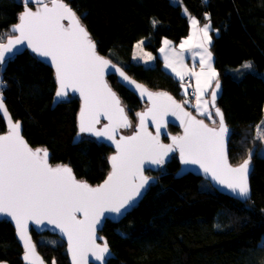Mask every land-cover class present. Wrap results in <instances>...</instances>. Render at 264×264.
I'll return each mask as SVG.
<instances>
[{
    "label": "trees",
    "instance_id": "obj_1",
    "mask_svg": "<svg viewBox=\"0 0 264 264\" xmlns=\"http://www.w3.org/2000/svg\"><path fill=\"white\" fill-rule=\"evenodd\" d=\"M64 1L86 26L100 54L131 77L152 89L168 90L178 100L179 80L165 71L158 56L152 66L133 61L134 44L143 41L144 48L155 54L165 37L178 43L190 26L182 8L209 21L213 63L222 84L216 103L232 130L228 159L236 165L249 159V153L252 164L251 194L240 201L195 174L176 177L180 162L172 155L163 169L148 172L157 178L140 202L119 222L108 219L102 227L114 253L107 264H264V156L253 151L255 127L264 112V77L249 70L237 77L230 71L250 61L252 68L264 72V0ZM22 10L20 0H0V36L11 32ZM108 78L131 111L143 107L114 75ZM0 79L5 81L4 103L14 121L21 122L31 147L46 148L51 164H68L76 177L90 184L106 177L112 148L86 136L74 142L80 101L72 96L52 106L56 81L48 64L25 50L0 66ZM5 130L0 116V132ZM168 130L180 132L176 125ZM30 233L48 264H69L66 245L56 234ZM22 253L12 223L0 220V261L22 264Z\"/></svg>",
    "mask_w": 264,
    "mask_h": 264
},
{
    "label": "snow or ice",
    "instance_id": "obj_2",
    "mask_svg": "<svg viewBox=\"0 0 264 264\" xmlns=\"http://www.w3.org/2000/svg\"><path fill=\"white\" fill-rule=\"evenodd\" d=\"M31 0H22L25 10L18 14V23L12 26L19 36L9 39L6 46L0 50V66L5 63V52H11L13 45L27 46L39 57L48 59L55 67L57 90L55 100L63 102L68 98L66 89L73 93L79 92L83 105L79 113L80 132H94L97 137H106L116 145L118 155L110 157L112 171L103 184L90 187L87 182L75 179L72 169L67 165L51 167L48 164L49 153L46 148H31L20 134L21 122H13L3 98L5 81L0 79V116L7 118L6 124L10 130L6 135H0V214L11 217L16 222L19 236L25 240V259L33 252L25 235L26 221L34 220L37 225L47 219L55 224L69 239L73 261L75 264L77 252L87 250L90 246L98 248L100 253L108 251L107 245L99 248L94 244L95 226L100 223L99 217L104 213L122 215L135 202V196L141 194L140 189L149 182L142 175L141 165H160L164 163L163 156L174 151L172 146L159 144L156 137L150 133H136L121 136L115 140V132L119 127H129L124 109L116 94L102 82V73L107 69L115 70V65L97 54L96 44L76 12L63 0H51V7L43 0H35L42 5L41 10L33 11L28 7ZM207 14L205 19H207ZM68 20L65 27L61 21ZM156 21H153L155 24ZM196 25L197 20L193 19ZM211 24L207 23L201 29L206 39L210 41L208 31ZM167 43V41H165ZM183 46V45H182ZM209 57L211 53L208 54ZM250 68L251 64L244 65ZM121 77L128 83V77L120 72ZM177 75H180L177 73ZM215 71H211L214 77ZM181 79L183 77L181 76ZM198 92L199 76H197ZM136 88L145 91L141 85ZM220 88L219 82L216 89ZM152 97V93H148ZM158 99L168 103L157 105L153 100V108L149 109L157 131L163 127V117L176 115L179 110L187 117L185 134L173 137V143L179 148L181 161L185 165H199L213 180L230 189L241 199L250 197L249 172L250 157L236 167L230 166L224 148L225 134L230 130L225 126L224 115L216 107L217 91L211 92V106L219 117V128L209 127L203 120H197L184 112L167 93L156 94ZM197 108H204L202 114L208 113L207 100L200 104L197 97ZM187 103V101H185ZM103 115L109 123L102 129L96 130L99 117ZM140 116L141 129L148 113ZM215 123V121H214ZM264 124V121H262ZM79 135V133H78ZM139 176L140 183L134 181ZM131 189V192L129 191ZM84 215L83 220L76 218V213ZM219 226V225H217ZM95 255V253H94ZM97 260H104L103 255H96Z\"/></svg>",
    "mask_w": 264,
    "mask_h": 264
},
{
    "label": "water",
    "instance_id": "obj_3",
    "mask_svg": "<svg viewBox=\"0 0 264 264\" xmlns=\"http://www.w3.org/2000/svg\"><path fill=\"white\" fill-rule=\"evenodd\" d=\"M63 2L66 3L64 0H63ZM43 3L47 4L49 7H51V0H49V2H46L45 0H43ZM31 4L33 6H31ZM68 6L71 8L70 5H68ZM28 7L31 8L33 11H37V10H41L42 5L40 3H36L35 0H31V2L29 3ZM24 10H25V7L23 5V10L21 12H23ZM17 23H18V21L16 23H14L13 25H15ZM61 23L65 27L69 26V21L68 20H63V21H61ZM17 36H19V32L13 31V29L11 27V34L8 35L7 37H5L3 39V42H0V50H2V46H6L8 44V40L9 39H14ZM91 39L93 40L92 36H91ZM25 50H28L29 52L34 54V56L37 57L38 60H40L41 62L45 63L46 65L48 64L50 66V68L54 72V81H56L54 65L48 59L41 58L37 54H35L32 51V49L27 46V42H25L23 45H20V44L13 45V48H12L11 52H5L6 60L15 57V55H17V54L23 53ZM96 51H97L98 55H100L103 58H105L106 60H108L110 62V65H115V70L109 71V70L106 69L102 73V77L101 78H102L103 84H106L107 87L109 89H111V91L114 92L116 94L117 98L120 100V107H122L124 109V116L127 117L128 124L131 125V121L129 119V115H128L127 110H125L126 104L123 103V101L119 97L117 91L114 88H112L111 83L109 82L108 76L114 75L115 78H117V81H118V83L121 86L127 88L130 92H132L134 95H136L137 98L140 99L145 104L140 110L137 111V114L138 113L139 114L148 113V115L145 117V120H144L143 129H141L140 116L136 114L137 122H136V125L134 126L132 132L131 133L123 132L124 130L130 128V126L129 127H119V128L116 129V132L114 134L115 135V140L119 141V138L121 136H129V135H134V134H136L138 132H140V133L146 132V133H150L152 137H156L158 142H159V144H162V145H165V146H169V145L172 146L174 151L168 152V154L166 156H163L164 163H162L160 165H155V164L148 165L147 163L141 165L142 175L145 176V177H148L149 178V182L145 185L144 188L140 189L141 194L139 196H136L134 192H131V189L129 190L131 192V194L133 196H135V202L132 204V206L130 208H128L126 211H124L122 215H117L115 213H104L103 215H101L99 217L100 223L95 226V231H94V244L95 245H99V248H103L105 246V244H106L107 248H108V251L106 253L102 254V253L99 252L98 248L90 246L87 250H84V251H81V252H77L75 264H107V260L108 259L114 258L113 251L110 250L108 242L106 241L105 237L101 234L102 227L104 226L105 222L108 219L111 220L114 223L119 222V220H121L128 212H130V210L133 208V206L137 205L140 202V200L144 197L143 196L144 193L146 192V190L150 186V183L155 182L156 178H157L155 175L149 174L148 172H150V171H158L160 169V167H163L165 165V163L171 158L172 155H176L177 159H178V162H180V167L175 172L176 173L175 174L176 177H181L182 175L187 174V173L195 174L196 176L202 178L203 180L205 179L207 182L210 183V185L212 186V188L214 190L216 189L218 192L222 193L223 195H228V196H230V197H232V198H234L236 200L238 199L240 201H245L244 199H241L239 196L233 194V192L230 189H228L225 186L219 184L218 181L213 180L211 175L208 174V173H205L203 171V169L199 165H191V164L185 165V164L182 163L181 157H180L179 148L173 143V137H182L185 134V125H186V122H187L188 118L185 117L182 112H180L179 110H176V115H172L171 111H169V114L163 117V121H162L163 127L160 128L159 133L157 131L156 124L153 122L152 114L149 113V109L153 108V100H156L157 105L162 104V103H168L166 100L158 99L156 94L167 93L169 96H171L173 98V100L177 104L181 105V107L183 108L184 112L189 113L192 117H195V119H197V120H203L204 123L207 124L209 127H214V128L218 129L219 128V117L215 114V108L211 106V92L213 90L217 91V93H218L217 99H216V101H217L219 99V97L221 96L220 94L222 92V84H221L220 80H216L212 84L213 87H212V89H211V91H210V93L208 95L209 96V106H211L213 108L214 114H215V116L217 117V120H218V125L214 126V125H210L205 120V118H203V117L199 118L196 114H194V112H192L191 109L189 110L188 107L183 105L181 100H178L177 97H175L168 90L167 91L163 90V89L155 90V89H152V88L148 87L147 85L143 84L141 81L136 79L135 77H131L127 73V71L124 68L120 67L117 63L111 61L108 57L104 56L103 54H100L98 52V50H97V47H96ZM120 72H123L124 75L128 77L129 81H134L135 83H128V82L124 81L123 78L120 75ZM217 82H219V84H220V88L219 89H216V83ZM137 84L141 85L142 88L145 91H142L140 88H136ZM57 87H58V85H57V81H56V88H55V91H54L55 93H56ZM66 91L68 92V98L67 99H69V96L72 95V96L77 97L78 100L80 101L79 109L77 111L78 112L77 113V118H76L77 132H76V135L74 137V142H77L82 137V135L85 134L86 137H90L93 140L95 139L96 141L101 142V143H106L112 148V151L110 152V155L108 157V165L110 166L109 171L105 175L106 177L103 180H101L100 182L96 183L95 185L90 184L86 179L83 180L81 178L76 177L74 172H73V170H72L73 176L75 177V179L77 181L87 182L90 187H97V186H99V185L104 183V181L106 180V178L108 177V175L112 171L110 157L114 156V155H118V152H117V149H116V145H115V143H113V141L108 140L106 137H97L94 134V132H80V129H79V113H80L81 107L83 105V98L80 96L79 92L73 93L71 89H66ZM55 93H54V96H53V99H52V102H51L52 106H56L57 104L60 103L59 101L54 102ZM148 93H152L153 94L152 97H150L148 95ZM215 104H216V107L219 108V106H217L216 102H215ZM6 108H7V106H6ZM7 110H8V108H7ZM221 112H222V110H221ZM2 119H3L4 125L6 126V130L5 131H1L0 135H6V134H8V131L10 130V125L6 124V119L7 118L2 117ZM11 119H12L13 122H15L14 119L12 118V115H11ZM224 120H225V117H224ZM99 121L100 122L95 125V129L96 130L102 129L104 127V125H107L109 123V121L103 115H101L99 117ZM169 125H176L178 127V129H180V132L174 133L171 130H168ZM225 126L230 130L228 133L225 134V138H224L225 154H226V157H227L228 164L230 166L236 167V166H238L239 164H241L243 162L238 163L236 165H233V164H231L230 159H228V149H227V147H228V142H229V139H230L229 137H230V135L232 133V130H231L230 127H228V125L226 124V121H225ZM78 133H79V135H78ZM20 134L22 135V127H21V130H20ZM22 137L27 142L26 138L23 135H22ZM28 145L30 146V144H28ZM31 148L35 149L34 147H31ZM38 148H42V147H38ZM48 153H49V151H48ZM48 164L51 167H55L57 165H67V166H69L66 163H63V164H51L50 163V157H48ZM251 171H252V164L250 163L249 176H250ZM248 182H249V188H250L249 177H248ZM134 183L135 184H139L140 183L139 176L134 181ZM250 194H251V191H250ZM75 215H76V218L79 219V220H83L84 219V215L81 212H77ZM2 219L7 220L9 223H12V225H13L14 234H15L17 240H18L19 245H21L22 250H23V253H22V256H21L22 264H48L44 260L42 255L39 254V252L37 251L36 244H34L33 239H32V234L30 233L31 230H34L36 233H39V234H42L44 232H48V233H51V234H54V235L56 234L63 241V243H65V245H66L65 251H66L67 256H68L69 264H74L72 253L69 251L70 243H69L68 236H67L66 233L62 232L60 228L56 227V225L54 223L53 224L48 223L47 219H43V222L41 224H39V225H37V223L34 220H31V219L26 221V232H25V235L28 238V241H29L30 245L33 248V252L29 255L28 259L26 260L24 258L25 257V253L27 251V249L25 248V240H22L20 238L19 230L16 227V222L14 220H12L11 217L3 215V214H0V220H2ZM94 253H95V255H94ZM96 255H103L105 257V259L104 260H97L95 258ZM0 264H8V263L6 261L2 260V261H0ZM49 264H56V263L54 261H51Z\"/></svg>",
    "mask_w": 264,
    "mask_h": 264
},
{
    "label": "rangeland",
    "instance_id": "obj_4",
    "mask_svg": "<svg viewBox=\"0 0 264 264\" xmlns=\"http://www.w3.org/2000/svg\"><path fill=\"white\" fill-rule=\"evenodd\" d=\"M22 2V0H20ZM46 2H49V0H45ZM173 1H176L178 3H180V0H173ZM183 10V13L185 15H187L188 17V21H189V24H190V18L191 19H196L194 16H192L188 10L182 8ZM197 20V23L200 27V31H202L201 29L203 28V26L207 23H210L209 21H200L198 19ZM212 28L209 29L208 31V36L212 39ZM203 33V31H202ZM11 32L10 31H5L3 32V34L0 36V40L3 41V39L7 36V35H10ZM189 34V33H188ZM187 34V35H188ZM203 36H204V33H203ZM188 37V36H186ZM186 37H184L186 39ZM205 37V36H204ZM211 39L210 41L208 39H204V48L202 46V43L199 45L198 47V53H204L205 55V58L203 59V63L206 64V65H211L213 64L212 68H215L214 67V63H213V52H211ZM165 41H167V43H173L170 39L168 38H163L161 40V45L160 47L157 49L156 53L153 54L152 52L150 51H147L145 48H144V44H143V41H138L136 42L134 45L135 48L133 50V53H132V56H133V61H137V62H140L142 63L143 65H154L155 64V60H156V57H160L161 61H162V65H163V68L165 69L166 72H169L176 80H179V83H180V86H181V91H182V103L183 105H185L186 107H188V109L192 110V112H194V114H196L199 118L203 117L205 118V120L210 124V125H214V126H217L218 125V120H217V117L215 116L214 114V111H213V108L211 106L208 107V113H210V115H205V114H202L204 112V110H202V108L198 109L197 108V97L195 96L196 93H197V86L194 84V79L191 75H189L190 79H191V82H192V88H193V92L189 91V87L190 86H185L184 83H183V79H181V76L184 77V73L186 72V66L188 65H193L190 63V59H189V56H183L184 54L183 53H180V52H173V49L172 47H170L167 43H165ZM204 49H205V52H204ZM201 50H203V52H201ZM188 51V50H187ZM186 51V52H187ZM189 53V51H188ZM209 53H211V56L209 57ZM251 64L250 61H244L242 63L241 66H238V67H233L231 68V73H234L235 76L239 77V75L242 73V71H245V70H249L251 72H257L259 73L261 76L264 77V72H259L257 70H255L254 68H252V64H251V67L250 68H246L244 67V65L246 64ZM192 66H190L191 68ZM211 68V69H212ZM215 71V76L211 79L210 81V84L209 86L208 85H201L199 86V88H203V87H207L208 88L206 89V97H207V101L209 103V93L213 87V83L219 79L218 78V73ZM177 73H179L180 75H177ZM187 78V77H186ZM72 95L69 96V98H71ZM185 101H187V103H185ZM145 105V104H144ZM143 105V106H144ZM125 110H127L128 112V115H129V119L131 121V125H130V128L124 130L123 132L125 133H131L134 126L136 125V114H137V110L136 111H131L128 106L125 107ZM262 118L261 120L256 124V127H255V133H254V137L256 138L257 140V143H256V148L253 149V151L256 152V154L258 153L259 155H262L264 156V124H262V121H264V112L262 114ZM215 121V123H214ZM85 136V134L82 135V137ZM248 157H250L249 153H248ZM161 169H163V167H160V169L158 171H160Z\"/></svg>",
    "mask_w": 264,
    "mask_h": 264
},
{
    "label": "crops",
    "instance_id": "obj_5",
    "mask_svg": "<svg viewBox=\"0 0 264 264\" xmlns=\"http://www.w3.org/2000/svg\"><path fill=\"white\" fill-rule=\"evenodd\" d=\"M190 20V26H189V34L187 35L188 37L182 38L178 43L174 44V43H167L170 47H172L173 52H180L183 53V56H189L190 59V63L193 65H188L186 66V72L184 73V77H188L189 75H191L194 79V84L198 87V83H197V76H199V86L201 85H208L210 84V81L213 77L210 78L211 76V71L215 70V68H212V66L210 65H206L203 63V59L205 58L204 53H198V47L199 45L202 43V46L204 48V39L205 37L203 36L202 31H200V27L198 25V23L196 25L192 24V20L193 19H189ZM140 42V41H139ZM183 45V46H182ZM136 46V45H135ZM134 46V48H135ZM134 50V49H133ZM189 53H188V51ZM187 51V52H186ZM201 52H203V50H201ZM205 52V49H204ZM206 53V52H205ZM137 62V61H136ZM148 66H152V65H148ZM190 66H192L190 68ZM212 68V69H211ZM207 87H203L202 89L203 91V95L201 96L200 93L197 90L196 93V97H200V104H203V101L207 100L206 97V89ZM198 89V88H197ZM198 103V101H197ZM209 107V106H208ZM202 108V110H204L203 107H200V109ZM210 108V107H209Z\"/></svg>",
    "mask_w": 264,
    "mask_h": 264
},
{
    "label": "built area",
    "instance_id": "obj_6",
    "mask_svg": "<svg viewBox=\"0 0 264 264\" xmlns=\"http://www.w3.org/2000/svg\"><path fill=\"white\" fill-rule=\"evenodd\" d=\"M185 83L187 84V86H190L189 87V91L193 92V88H192V82H191V79L190 77L188 76L186 79H185Z\"/></svg>",
    "mask_w": 264,
    "mask_h": 264
},
{
    "label": "bare ground",
    "instance_id": "obj_7",
    "mask_svg": "<svg viewBox=\"0 0 264 264\" xmlns=\"http://www.w3.org/2000/svg\"><path fill=\"white\" fill-rule=\"evenodd\" d=\"M185 79H186V77L183 79V83H184L185 86H187V84L185 83Z\"/></svg>",
    "mask_w": 264,
    "mask_h": 264
},
{
    "label": "flooded vegetation",
    "instance_id": "obj_8",
    "mask_svg": "<svg viewBox=\"0 0 264 264\" xmlns=\"http://www.w3.org/2000/svg\"><path fill=\"white\" fill-rule=\"evenodd\" d=\"M31 6H33L32 4H31ZM7 37V36H6Z\"/></svg>",
    "mask_w": 264,
    "mask_h": 264
}]
</instances>
